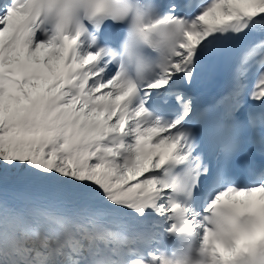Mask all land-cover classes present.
I'll use <instances>...</instances> for the list:
<instances>
[{"label":"snow or ice","instance_id":"6c2138e0","mask_svg":"<svg viewBox=\"0 0 264 264\" xmlns=\"http://www.w3.org/2000/svg\"><path fill=\"white\" fill-rule=\"evenodd\" d=\"M0 264H264V0H0Z\"/></svg>","mask_w":264,"mask_h":264}]
</instances>
